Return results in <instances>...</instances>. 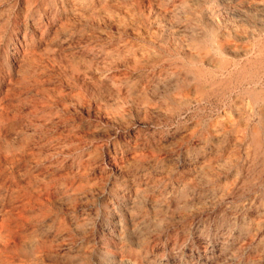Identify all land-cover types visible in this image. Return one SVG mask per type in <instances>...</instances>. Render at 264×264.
<instances>
[{
    "label": "rangeland",
    "instance_id": "rangeland-1",
    "mask_svg": "<svg viewBox=\"0 0 264 264\" xmlns=\"http://www.w3.org/2000/svg\"><path fill=\"white\" fill-rule=\"evenodd\" d=\"M0 264H264V0H0Z\"/></svg>",
    "mask_w": 264,
    "mask_h": 264
}]
</instances>
